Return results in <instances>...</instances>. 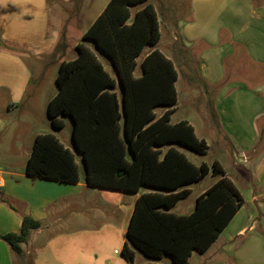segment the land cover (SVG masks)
Masks as SVG:
<instances>
[{"label": "crops", "instance_id": "obj_1", "mask_svg": "<svg viewBox=\"0 0 264 264\" xmlns=\"http://www.w3.org/2000/svg\"><path fill=\"white\" fill-rule=\"evenodd\" d=\"M53 1L61 0H0L1 38L20 45L34 41L30 36L35 33L43 40L48 35V13ZM186 10L173 31L168 51L159 47L161 40L155 47L145 48L137 58L135 75L142 74V60L154 48L173 59L178 71L175 87L182 74L187 100H196L191 103L197 102L204 122L218 128L220 138L235 152L231 159L238 171L235 177H229L227 172L226 176L239 190L243 204L201 256L219 254L222 258H217L215 264H264V0H188ZM36 49V55H40ZM179 68L184 70L181 74ZM31 81L30 64L22 56L0 48V102L7 103V112L24 105L28 113L37 112L40 94H26ZM55 94H50L47 105ZM3 116L0 158H7L10 152L3 149L7 143ZM181 120L192 124L199 137L192 119L171 123ZM23 125L25 131L30 129L31 124ZM48 132L56 134L37 129L30 135L25 161L17 167L7 166L0 159V236L17 232L22 215L43 222L23 244L22 258L0 238V264H25L29 257L33 264H131L121 251L137 199L150 189L141 187L132 193L91 186L84 179L74 183L28 175L26 162L34 140ZM62 138L74 151L72 139ZM76 160L80 164L77 155ZM236 180L243 181L242 189ZM208 188L198 193L194 207L197 197ZM88 216L91 224L83 221ZM217 243V249L211 250ZM137 255L136 252L135 264L150 261L137 260ZM161 260L152 261L163 264Z\"/></svg>", "mask_w": 264, "mask_h": 264}, {"label": "trees", "instance_id": "obj_2", "mask_svg": "<svg viewBox=\"0 0 264 264\" xmlns=\"http://www.w3.org/2000/svg\"><path fill=\"white\" fill-rule=\"evenodd\" d=\"M186 9L163 5L159 10L151 0H109L82 35L91 46L79 42L77 56L60 61L57 92L47 105L54 131L70 118L74 151L55 133H42L26 162V173L34 177L74 183L84 179L91 186L132 193L150 189L137 199L121 251L131 264L136 250L150 260L143 264H161L152 260L165 255L173 264H190L192 252L207 251L243 204L218 161L196 165L180 150L205 154L209 146L187 120L171 123L177 103L174 60L154 48L142 60V74L135 75L137 58L160 42L161 26L176 28ZM0 48L21 53L1 35ZM158 107L166 110L159 115ZM209 173L217 179L197 197L194 209L188 214L171 211L190 195L188 186ZM42 225L31 215H22L19 230L0 238L22 258L23 244ZM25 264H33V259L27 258Z\"/></svg>", "mask_w": 264, "mask_h": 264}, {"label": "rangeland", "instance_id": "obj_3", "mask_svg": "<svg viewBox=\"0 0 264 264\" xmlns=\"http://www.w3.org/2000/svg\"><path fill=\"white\" fill-rule=\"evenodd\" d=\"M109 0H61L59 2L50 3L49 25L47 27L48 35L42 40L36 34H32L30 39H34L31 42L20 43L18 47L21 49L19 56L24 58L26 64H30L32 72V81L30 88L26 94H40V104L37 106V112L28 113L25 109L26 106L15 108L13 111L7 112V103L0 102V117H4L6 123V129L3 132V137H6L7 143L3 149L9 150L7 158H0L1 162L7 166L13 164L14 167L20 165L25 161L27 153V139L30 135L35 133V130L42 129L44 131L53 130L49 123L47 115V100L50 94L57 92L56 77L59 70V64L62 59L70 60L77 56L76 43L84 42L91 46L90 41L82 39V34L88 29L92 21L101 13L103 7L108 3ZM45 2V0H44ZM155 3L157 8L160 10L161 6H183L187 8L188 0H151ZM171 26L168 24L162 25V38L159 43V47L163 48L164 51H168V43L172 44V35L175 28L168 30ZM48 39V40H47ZM36 51L41 53L36 55ZM34 52V53H33ZM106 68L114 74L112 66L106 61ZM194 64V63H193ZM180 74L184 71L183 68H179ZM181 79L176 83L178 91V100L175 104L174 112L171 115V122H175L179 119H192L196 125L197 133L199 137H202L208 143V150L205 154H197L194 151L182 147V151L187 157L196 165H200L205 162L212 166L213 162L218 160L225 168L229 177H235L238 171L231 159V156L235 153L230 144L224 139L220 138L221 132L219 129L210 127L204 122L203 116L199 114L197 110V102L193 105L187 100L186 80L180 75ZM2 92H0L1 94ZM163 107L156 108V113L160 114L163 112ZM205 116V115H204ZM212 119L213 116L209 114ZM214 121V120H213ZM25 122L31 124L30 129L24 130ZM66 125L64 128L55 131L58 137L62 140V136H66L69 141L71 138V120L69 117H65ZM54 131V130H53ZM24 136V139L22 137ZM67 141V142H68ZM69 143V142H68ZM73 147V146H72ZM78 160L80 161L81 174L83 175V165L81 162V155L76 152ZM17 161V163L15 162ZM217 178L209 173L203 180L191 184L192 192L190 195L182 199L172 211L177 213H187L193 209L194 201L201 189L210 187ZM241 180H236V183L240 189H242ZM249 197V196H248ZM188 206V207H187ZM92 219L89 216L83 221L87 224H91ZM226 234V233H225ZM224 234V236H226ZM222 235L221 239L224 238ZM214 245L211 250H215L218 247ZM137 260L139 258L148 259L141 252L136 250ZM212 252V251H211ZM217 258H222L219 254L212 255L209 257H202L199 251H194L190 264H215ZM163 264H171V258L167 255L161 260Z\"/></svg>", "mask_w": 264, "mask_h": 264}]
</instances>
